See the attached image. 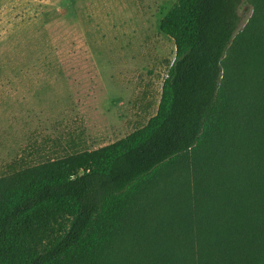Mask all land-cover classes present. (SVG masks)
Wrapping results in <instances>:
<instances>
[{"label": "trees", "instance_id": "obj_1", "mask_svg": "<svg viewBox=\"0 0 264 264\" xmlns=\"http://www.w3.org/2000/svg\"><path fill=\"white\" fill-rule=\"evenodd\" d=\"M176 0L156 113L0 178V264H264V0Z\"/></svg>", "mask_w": 264, "mask_h": 264}, {"label": "rangeland", "instance_id": "obj_2", "mask_svg": "<svg viewBox=\"0 0 264 264\" xmlns=\"http://www.w3.org/2000/svg\"><path fill=\"white\" fill-rule=\"evenodd\" d=\"M174 1L155 0L145 23L134 0L83 11L42 0L35 19L11 28L0 42V178L102 148L155 115L175 52L158 25ZM238 16L241 30L247 0Z\"/></svg>", "mask_w": 264, "mask_h": 264}, {"label": "crops", "instance_id": "obj_3", "mask_svg": "<svg viewBox=\"0 0 264 264\" xmlns=\"http://www.w3.org/2000/svg\"><path fill=\"white\" fill-rule=\"evenodd\" d=\"M114 1L116 0H61L60 7L66 11L76 9L82 11L90 9L106 10ZM41 2L42 0H0V42L10 41L12 27L23 26L26 24V20L35 19L37 12L41 10ZM134 2L137 9L136 17L146 23L151 19L155 0H134Z\"/></svg>", "mask_w": 264, "mask_h": 264}]
</instances>
